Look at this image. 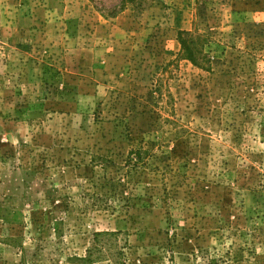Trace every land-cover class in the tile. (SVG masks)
Listing matches in <instances>:
<instances>
[{"label": "rangeland", "instance_id": "374dc122", "mask_svg": "<svg viewBox=\"0 0 264 264\" xmlns=\"http://www.w3.org/2000/svg\"><path fill=\"white\" fill-rule=\"evenodd\" d=\"M0 264H264V0H0Z\"/></svg>", "mask_w": 264, "mask_h": 264}, {"label": "trees", "instance_id": "16d2710c", "mask_svg": "<svg viewBox=\"0 0 264 264\" xmlns=\"http://www.w3.org/2000/svg\"><path fill=\"white\" fill-rule=\"evenodd\" d=\"M185 51H186V57H187V59H189L190 61H192V62H194V56H193V51H189L187 48H185Z\"/></svg>", "mask_w": 264, "mask_h": 264}]
</instances>
